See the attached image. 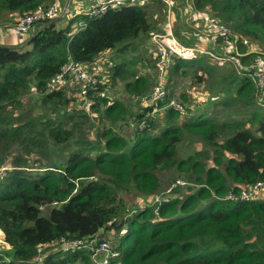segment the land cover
<instances>
[{
  "label": "trees",
  "instance_id": "obj_1",
  "mask_svg": "<svg viewBox=\"0 0 264 264\" xmlns=\"http://www.w3.org/2000/svg\"><path fill=\"white\" fill-rule=\"evenodd\" d=\"M52 1L0 0V19L44 9ZM149 1L157 3L108 6L69 19L57 14L36 22L21 44L0 43V154L17 147L0 180V231L10 249L0 255V264H264V198L227 197L229 191L264 181V105L246 70L228 75L232 85L220 103L236 109L222 121L189 106L181 114L167 106L169 94L158 106L133 114L119 98L108 96L117 80L131 98L148 94V79L135 76L129 68L133 61L126 59L114 62L107 80L87 90V109L70 106L73 98L65 87H46L69 59L93 63L106 50L123 53L136 39L150 36V6L165 9L166 3ZM183 1L194 11L207 10L237 35L233 43L242 62L264 56V0ZM173 8L178 13L179 7ZM251 43L259 49H249ZM212 50L222 54L225 47ZM189 66L198 80L210 67L201 56L175 58L166 80L186 75ZM32 89L37 114L21 108ZM161 106L163 113L153 119L151 112ZM130 116L134 123L127 122ZM90 123L95 132L87 138L80 130ZM129 124L134 125L131 137L122 131ZM186 132L208 147L214 165L204 160L208 150L179 155ZM32 153L39 156L38 166L29 160ZM162 169L197 187L184 197L153 201L162 190ZM150 196L142 206L133 201ZM103 230H124L118 255L105 263L89 243L92 237L104 240ZM60 240L81 245L63 250Z\"/></svg>",
  "mask_w": 264,
  "mask_h": 264
},
{
  "label": "rangeland",
  "instance_id": "obj_2",
  "mask_svg": "<svg viewBox=\"0 0 264 264\" xmlns=\"http://www.w3.org/2000/svg\"><path fill=\"white\" fill-rule=\"evenodd\" d=\"M181 0L179 4H182ZM149 0H146L145 3H149ZM164 2V1H163ZM171 5L167 6L162 4H158L157 6H150L149 9V16L152 17L154 28L151 31L150 36H145L139 39H136L132 43V48L127 49L123 53L117 52L115 49L106 50L102 53H100L95 59L94 62L88 65V67L96 66L94 69L89 68L90 71H93L97 74L98 80L105 79L106 74H108V71H110V67L114 62H119L122 59H126L128 61H133L129 68L132 69L135 76H143L148 79L149 81V89L146 91V93H151L154 90V86L156 84V80L158 78L157 71L155 69V61L157 59L156 53L157 48L155 44L151 41V35L153 33H158L163 31L164 22L166 19H170L171 28L173 35L178 38V36L182 37L183 44L195 46L198 48H206L208 49L211 45V42L204 40L201 36H195L191 33L192 30H202V32L208 33L207 28L203 25L205 22H200L198 20V17L201 15L203 18H206L210 16V13L207 10H199L197 13L195 11V14L192 13V9L187 7V5L184 3L182 6H184L183 9L178 10V13L174 10L172 11V6L174 7L175 2L174 0H170ZM157 2H151L149 4H156ZM165 3V2H164ZM186 5V6H185ZM59 6V5H58ZM60 8V6H59ZM170 8V9H169ZM179 9V8H178ZM190 11V12H189ZM21 15L18 13H11L6 15L5 18L0 19V39L1 38H7V43H13V44H21V41L27 36V34L31 31L27 30L22 33H15L10 28L12 24H14L17 19ZM156 16V17H155ZM78 23V22H77ZM201 24V25H200ZM175 31L178 33L176 35ZM217 39V38H216ZM217 46L218 48L225 47L227 48L220 39H217ZM12 44V45H13ZM214 45V44H213ZM250 45V44H249ZM206 54L201 53L199 56L203 57V60L205 64L209 65L208 72H205L203 74V79L198 80L196 78V73L193 71L194 67H191L186 75H173L170 76L169 80L164 81V87L168 88V93L173 100H176L177 102L183 104V106H189L194 107L196 110H200L202 112L208 113L212 115V113H215L214 115L219 121H222L224 118H232L234 116V112L236 109V106H225L220 103L221 98L223 96V92H225L229 86L232 84L228 80V75L231 72H234L232 65L227 60H213L210 59V57L205 56ZM234 70V71H233ZM69 81L68 83H70ZM118 83L112 84V90L109 91L108 96L109 97H116L119 98L121 102H123L130 110L133 111V114L141 112L146 105H149L145 100H142L141 98H131L128 94H126L124 88H123V81L117 80ZM111 86V83L109 84ZM68 94L73 98L70 101V106H75L77 108H86V100L82 98V96H79L77 93V90L74 86V83H71L70 85L66 86ZM183 95V98H186V104L181 101L180 95ZM147 95V94H145ZM143 95V96H145ZM166 95V96H167ZM37 99V94L32 91L28 94H26L23 98V105L21 106L24 110H33L35 114H37V107L35 104V101ZM165 99V96L162 99H159L163 101ZM263 104V103H262ZM70 108V107H69ZM87 109V108H86ZM264 111V109H262ZM260 111V110H259ZM135 112V113H134ZM261 112V111H260ZM150 114V112H146V114ZM163 113L162 108H156L151 112V116L153 119L159 118V115ZM90 116L94 117L96 114L94 112L89 113ZM239 114L236 112L235 116L237 117ZM82 120V119H81ZM79 122H82V121ZM92 122V121H91ZM129 123H134L133 118L130 116L127 120ZM133 124H129L127 126H124L122 128V131L125 135H131V130L133 128ZM95 127L91 126L90 124H84L80 130L81 135H85L87 138H92L94 136ZM190 134L186 132L185 139L181 141V143L178 144V152L181 157H185L187 155H195L196 151H206L208 150V147H206L202 142L195 140V138H191ZM85 137V138H86ZM17 147L12 146L9 151H7L6 155L4 156L3 153L0 154L1 163H0V180L4 178V176L7 174V171L9 170V162H11V159H9V154L12 156L16 154L15 150ZM208 153L210 156L208 158H205V162L208 166L214 165V160L212 159L211 151L208 150ZM198 158H200L198 155H196ZM32 159H35V163L38 166V160L39 156L38 154L32 153L30 156V161ZM39 169H41L39 167ZM159 177L162 181V190L157 194L153 201H156V197L159 199L162 198L163 200H169V197L175 195L184 197V195L188 194L190 192V187L196 188L197 185L194 184L191 181H187L184 178H178L175 177V174L171 170H165L162 169L159 172ZM174 178V179H173ZM256 198H264V186L259 191ZM133 201L136 203L140 202V206H142L145 203H149L152 201V196L144 199H133ZM125 230V229H124ZM116 233V231L113 230H103L99 233V237L104 239L106 246L101 247L100 242L95 243L96 251L98 260L101 261H107L110 257H113L117 254V243L119 239L121 238L122 232ZM95 240V238H94ZM96 240H99V238L96 237ZM7 253H10V249L6 246V244L3 241L2 232L0 231V255L5 256ZM38 262V261H37Z\"/></svg>",
  "mask_w": 264,
  "mask_h": 264
},
{
  "label": "built area",
  "instance_id": "obj_3",
  "mask_svg": "<svg viewBox=\"0 0 264 264\" xmlns=\"http://www.w3.org/2000/svg\"><path fill=\"white\" fill-rule=\"evenodd\" d=\"M142 0H97L94 4L89 7L87 12L88 16L95 15L100 13L108 6H115L121 4H132L138 3L141 4ZM167 6L171 5L170 0H162ZM59 3L57 0H53L46 8L37 9L21 15L17 21L12 24L11 30L15 33H22L29 30L36 22L43 18L54 17L57 14L61 13L59 8ZM170 9V8H169ZM203 24L209 32L213 35L221 37V41L227 47L225 51L220 54L212 50V46L208 49L198 48L191 45L183 44L176 38L172 33L170 19H166L163 26V31L158 33H153L151 35V41L155 44L157 48V59L155 61V69L158 74L157 82L154 86V90L145 96H141L142 100L150 103L149 105L156 106L159 99H162L168 93V88L164 87V81L166 82V71L168 66L173 62L175 58L188 59L192 60L197 58L201 53L206 54L205 56L210 57L213 60H227L232 65L233 69L237 72L246 70L254 85L257 88L258 95L257 101L264 105V56L258 55L254 61L249 63H244L241 61L238 52L237 46L233 43L237 38L236 34H233L230 29L224 25L217 22L212 16L203 18ZM78 25L82 24V21H78ZM227 41V42H226ZM249 49H259L258 44L251 43ZM91 64V63H89ZM89 64L82 63L73 59L67 60L59 69V71L51 77L46 82L47 89L50 88H66V86L74 83V86L77 90L79 96L84 98L87 90L91 87H96L98 83V76L93 71H90L89 68L94 69L96 66L88 67ZM71 81L70 83H68ZM158 106V105H157ZM167 106H172L174 109L178 110L181 114L184 113V106L173 100V98L168 100ZM161 106L159 108H163ZM158 108V109H159ZM141 125V124H140ZM264 186V181H257L247 186H241L238 193H233L229 191L227 194L228 198L238 200V199H250L257 197L259 191ZM158 200L159 198L156 197ZM95 238V240H94ZM97 241L100 242L101 247H105L106 243L101 242L104 240H96V237H92L89 243L95 244ZM59 246L63 249H69L70 247L75 248L81 245V241L77 240L74 242H66L63 240L59 241ZM41 249L38 248V251ZM118 255V252L115 257ZM41 259V254L36 256V261ZM105 263L106 261H102Z\"/></svg>",
  "mask_w": 264,
  "mask_h": 264
},
{
  "label": "crops",
  "instance_id": "obj_4",
  "mask_svg": "<svg viewBox=\"0 0 264 264\" xmlns=\"http://www.w3.org/2000/svg\"><path fill=\"white\" fill-rule=\"evenodd\" d=\"M96 1L97 0H57V2L59 3V6H60V10H61V13L59 15L60 16H65V18L69 19L72 15H74L76 13H84V14H87V12L89 10V7L92 4H94ZM145 1L146 0H142L140 2L141 3H145ZM180 1L181 0H174V2L176 3V5L179 7V10L184 8V6H182L183 1H182V4H179V3H181ZM198 11L199 10H197L196 12L197 13H200ZM191 12L195 14V11L194 10H192ZM67 19L62 20L60 24L63 25L66 22ZM198 20L200 22H203V17L200 15L198 17ZM32 28H34V26H32L30 28L31 31L27 34V36H25V38L22 41H25L26 40V37H28V35L33 31ZM191 33L193 35H195V36H201L204 40L211 42V45H208V46H212V49H214V47L218 48V46H217L218 40L216 39L218 36L213 35V33L209 32V31H208V33L202 32V30H200V31L199 30H192ZM7 41H8L7 38H1L0 39V43L1 44H5V45H12L13 44V43L8 44ZM13 45H16V44H13ZM2 237H3V234H2Z\"/></svg>",
  "mask_w": 264,
  "mask_h": 264
}]
</instances>
